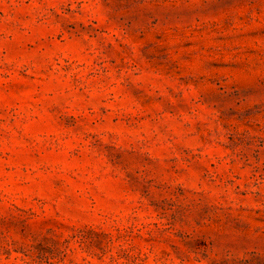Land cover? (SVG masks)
<instances>
[{"label": "rangeland", "instance_id": "obj_1", "mask_svg": "<svg viewBox=\"0 0 264 264\" xmlns=\"http://www.w3.org/2000/svg\"><path fill=\"white\" fill-rule=\"evenodd\" d=\"M0 264H264V0H0Z\"/></svg>", "mask_w": 264, "mask_h": 264}]
</instances>
